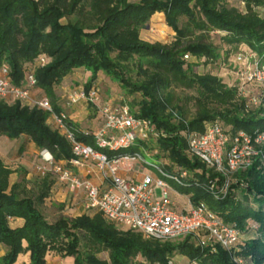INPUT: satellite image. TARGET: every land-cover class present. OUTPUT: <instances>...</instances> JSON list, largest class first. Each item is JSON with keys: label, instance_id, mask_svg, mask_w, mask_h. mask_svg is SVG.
<instances>
[{"label": "trees", "instance_id": "trees-1", "mask_svg": "<svg viewBox=\"0 0 264 264\" xmlns=\"http://www.w3.org/2000/svg\"><path fill=\"white\" fill-rule=\"evenodd\" d=\"M156 13H163L175 32L170 44L141 36ZM240 53L264 56V0H0V67H9L13 84L24 85L32 70L40 97H48L57 113V89L78 69L92 73L86 91L102 71L124 94L138 95L128 105L136 117L149 121L148 139L127 150L102 151L109 158L154 152L167 174L181 177L179 184L166 178L173 188L194 203L205 202L226 223L252 237L238 251L246 264H264L263 163L256 160L236 172L228 195L217 199L208 186L216 179L222 184L223 177L188 150L190 134L203 133L211 122L218 121L232 133L264 130V99L259 106L250 102L259 91L244 95V84L236 77L229 81L214 72L213 67L239 72L231 60ZM41 57L47 58L43 67L38 64ZM130 62L134 78L123 65ZM180 91L189 96L179 97ZM120 101L127 104L124 98ZM72 127L78 141L95 146L96 132ZM2 136L26 137L57 162L73 157L70 143L51 126L49 114L18 100H0ZM16 171L0 158V245L6 248L0 264H15L27 253L30 264H47L52 254L73 256L74 264H169L177 254L187 260L233 264L222 249L217 254L202 251L191 237L148 240L140 232L118 228L97 211L75 217L61 213L50 221L44 207L56 176L48 173L32 182L24 170L21 180L11 185ZM16 219L23 224L12 226ZM102 251L109 252V262L98 258Z\"/></svg>", "mask_w": 264, "mask_h": 264}, {"label": "built area", "instance_id": "built-area-1", "mask_svg": "<svg viewBox=\"0 0 264 264\" xmlns=\"http://www.w3.org/2000/svg\"><path fill=\"white\" fill-rule=\"evenodd\" d=\"M185 59L190 57L186 55ZM237 60L246 65V70L237 72L244 81L242 94H251L245 91V87L253 86L259 93L253 95L250 102L259 106L264 99V56L240 53ZM46 62L47 58L41 57L38 64L43 67ZM36 89L37 81L32 70L28 69L24 85L17 86L12 82L9 67L5 64L0 67V100H18L47 112L51 126L72 147L73 157L59 162L54 160L48 150L42 149L41 163L36 167L38 175L52 173L57 181L66 184L72 194H83L88 209L100 212L118 228L140 232L145 239L155 241L191 237L195 247L202 251L217 254L222 249L233 264L247 263L238 251L252 237H247L236 224L226 223L205 202L194 203L188 198L185 208L178 211L171 197L175 189L167 181L142 174V178L133 183L118 175L120 171L138 173L143 170L141 165L148 162L138 152L109 158L102 150L119 152L147 140L151 133L149 121L136 117L128 104L102 101L94 85L89 91L81 87L67 96V105L86 101L98 109L101 117V126L95 134V146L87 145L76 139L70 118L65 112L57 113L46 96L33 97ZM188 150L193 157L223 177L222 184L216 179L208 186L215 198L223 199L228 195L236 172L246 170L256 160L264 165V130L253 134L245 131L232 133L218 121L211 122L203 133L190 134ZM86 164L93 165L101 174L107 173L103 180L101 175V184H94L74 171ZM155 168L163 177L180 183L181 177L167 174L163 163ZM181 176L185 177L187 173L182 172ZM157 190L161 191L160 197H157ZM256 229L257 226L253 225L252 230ZM187 264L212 263H204L202 259L196 258L188 259Z\"/></svg>", "mask_w": 264, "mask_h": 264}, {"label": "rangeland", "instance_id": "rangeland-1", "mask_svg": "<svg viewBox=\"0 0 264 264\" xmlns=\"http://www.w3.org/2000/svg\"><path fill=\"white\" fill-rule=\"evenodd\" d=\"M53 0H45V3H52ZM158 14L162 13H156L152 17L151 22L146 25L142 31L141 36L144 40L148 42H160L163 44H170L175 32L164 23L162 26L157 24L155 22V17ZM164 15V14H162ZM215 37V36H214ZM237 55H235L231 60V65L235 69H244L246 70V65H242L237 60ZM190 61L195 62L193 58H190ZM124 66L127 67L128 70H130V74L134 78L135 75V68L133 67V63H123ZM211 68V67H210ZM214 72L217 74H221L224 78H229V81H232V78L236 77L241 83H244L243 79L239 77V75L233 71H229L228 69H221V71H217L215 67ZM212 68V69H213ZM204 70L203 67H200L198 69V72H202ZM92 78V73L87 72L84 69H78L75 72H73L68 77V83H66V86H69L72 89H75L79 86H84L85 82L90 80ZM72 79V80H71ZM71 80V81H70ZM99 91L100 97L107 100H112V98H116L118 101L122 100L123 98L126 100L127 104L131 107V102L133 99H139L140 97L138 95H126L121 90L119 84L116 82V80L112 79L109 75H107L105 72H98L97 77L94 80L93 84ZM255 88L253 86H246L245 91L252 93ZM58 90V89H57ZM179 97H187L189 96V93L186 91H180L177 93ZM189 109L191 112H194V107L192 106V103L189 104ZM40 149L31 142L26 137H21L16 140L9 139L6 136L0 137V158L5 162L8 163L9 166H12L19 171L15 172V174L11 177V181L18 182L22 178L23 171L26 170L27 172V179L30 181H34V179L39 178L40 175L36 172V167L39 165L40 161ZM149 154V155H148ZM142 157L148 162V164H142L141 167L143 170H140L138 173L132 172L123 174L126 176L127 180L135 183L138 182L142 177V174H149L155 179H163L167 181L165 177H163L155 168V166H161V163L163 162L161 159H159L158 156H156L153 153H147L142 152ZM166 162V161H164ZM7 164V165H8ZM10 183V179H9ZM175 189V188H174ZM157 197L161 196V191H156ZM55 195H58V197H55ZM55 195H53L52 206L48 205L44 207V212L46 213L48 219L50 221L54 220L59 214H66L70 217L80 216L84 214L93 215L96 211L90 210L87 207L83 206L84 200L83 199H77L73 201V195L67 192L65 189L61 191V193L58 191ZM83 202V203H82ZM60 206H64V208H61ZM120 229H127L124 227H121ZM193 242H195L192 239ZM23 254L22 256H24ZM55 255V254H54ZM98 258L104 261L109 262V252L108 251H102L98 254ZM140 258H138L139 260ZM75 258L73 256H67L64 258L63 264H74ZM188 260L187 257L181 254L175 255L173 258L170 259L169 264H187Z\"/></svg>", "mask_w": 264, "mask_h": 264}, {"label": "crops", "instance_id": "crops-1", "mask_svg": "<svg viewBox=\"0 0 264 264\" xmlns=\"http://www.w3.org/2000/svg\"><path fill=\"white\" fill-rule=\"evenodd\" d=\"M162 14H158L155 17V22L161 26L165 23V16ZM66 83H68V82H65L58 89V97L59 98L57 100L56 105L59 109V112H65L68 115V117L70 118V121L72 123V126H74V128L78 132H82V133H92V132L95 133V132H97L98 128L101 126V117H100L99 112L98 111H97V113L93 112L90 109V105L86 101H80L77 104L68 106L67 105V96L70 93L80 89L82 86H79L75 89H72L69 86H66L67 85ZM39 94H40V90L36 89L33 92V97L34 98H40ZM101 100L102 101H111L114 103L121 102V101H118L116 98H112V100H107V99L101 98ZM40 163H41V159L39 161V164ZM6 164H8V163H6ZM10 167H12V166H10ZM12 168H14V167H12ZM74 171L77 172L78 174L82 175L83 177L89 179L91 182H93L94 184H97V185L101 184V175H102V180H103V176H105L107 174L106 172L102 173V174L97 172V170H95L93 165H91V164H86L83 168H78V169L75 168ZM127 173L128 172L120 171L118 173V175L121 177L127 178L126 176L123 175V174H127ZM129 173H132V172H129ZM14 174H15V172L11 175V177ZM11 177H10V184L12 185L15 183V181L12 182ZM104 185H107V183ZM63 189H65L67 192L72 194L69 191L66 184L61 183L59 181H56V183L54 184V187L52 188L50 197L45 201V206H48V205L52 206L53 204L51 201L53 200V198H52L53 195H55L58 191L61 193V191ZM72 195L74 197L73 201H75L77 199H83L84 200V203L82 202L83 206L86 207L85 198H84L83 194L79 193L77 195L76 194H72ZM55 197H58V195H55ZM171 197H172L173 201L175 202V208L178 211H182L185 208L187 200H188V198H190L189 195L180 193L177 189H175V191L171 193ZM11 224H12V226L17 227V226H21L23 224V221L20 219H16V220H12ZM5 252H6V248L4 246L0 245V258H2L5 255ZM63 262H64V258L62 256L56 255V254L50 255L46 259L47 264H63ZM15 264H30L29 253L25 254L24 256L20 255Z\"/></svg>", "mask_w": 264, "mask_h": 264}]
</instances>
